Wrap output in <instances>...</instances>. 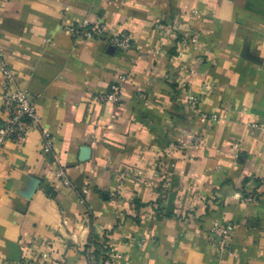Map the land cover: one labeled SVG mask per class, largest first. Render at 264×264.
Masks as SVG:
<instances>
[{"label": "crops", "instance_id": "1", "mask_svg": "<svg viewBox=\"0 0 264 264\" xmlns=\"http://www.w3.org/2000/svg\"><path fill=\"white\" fill-rule=\"evenodd\" d=\"M87 21L135 50L67 29ZM0 54V127L2 60L41 116L0 148V264H264V0H0Z\"/></svg>", "mask_w": 264, "mask_h": 264}, {"label": "built area", "instance_id": "2", "mask_svg": "<svg viewBox=\"0 0 264 264\" xmlns=\"http://www.w3.org/2000/svg\"><path fill=\"white\" fill-rule=\"evenodd\" d=\"M67 29L76 39H83L86 41L101 39L118 51H134L136 48V42L128 32L109 36L106 34V29L101 22L87 21L82 24L73 25ZM179 43L181 49L178 56L182 57L184 54L183 49L187 45L199 43V35L197 33L181 35L179 37ZM1 72L6 79V82L4 83V87H6L3 90L2 98L5 102L4 113L7 118L0 127V148L7 140L22 141L31 130L40 129L41 126V116L33 97L28 91L14 86L16 74L4 60H2L1 63ZM126 79L127 74H120V76L113 81L109 91L102 95L100 99L103 102H119L123 89L122 84ZM199 101L200 99L194 95H191L188 98L190 106L198 112L200 111L203 118H209L213 122H217L219 119L218 114L201 112ZM53 146L54 137L47 131H44L41 146L43 153L51 156L54 160H59L57 154L53 152ZM56 175L63 185L68 187L72 185L64 167L59 166L56 170ZM232 232L233 226L231 224L215 222L212 229L211 241L213 244L217 245L220 250L227 249L231 243ZM108 254L109 256L107 258L96 262L95 264H112L113 259L118 258L119 256L117 250L114 248H110Z\"/></svg>", "mask_w": 264, "mask_h": 264}]
</instances>
